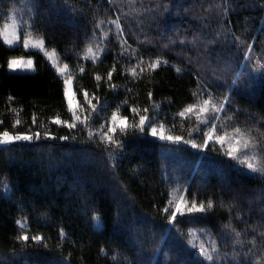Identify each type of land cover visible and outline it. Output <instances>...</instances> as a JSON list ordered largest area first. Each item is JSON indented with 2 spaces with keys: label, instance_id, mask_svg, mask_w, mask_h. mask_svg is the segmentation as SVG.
<instances>
[{
  "label": "trees",
  "instance_id": "16d2710c",
  "mask_svg": "<svg viewBox=\"0 0 264 264\" xmlns=\"http://www.w3.org/2000/svg\"><path fill=\"white\" fill-rule=\"evenodd\" d=\"M12 17L69 65L81 117L91 113V118L90 128L52 123L57 116L70 122L64 78L41 52L0 40V130L41 133L38 140L0 146V264H208L189 244L190 231L214 241L221 256L228 254L216 264H252L264 256V175L230 159L219 144L210 142L201 151L161 141L150 129L140 132L132 126L139 115L131 111L144 114L148 108L154 123L199 144L198 121L178 113L211 91L229 98L222 116L227 128L261 138L264 64L239 77L232 69L237 72L235 65L246 54L264 63V0H0V29ZM116 18L123 36L108 22ZM89 45L104 49L95 63L84 59ZM13 58L32 59L34 71H11ZM157 58L167 63L150 74L137 78L128 71ZM84 91L95 97L96 112ZM13 109L20 110L22 121L15 127ZM114 112L129 124L116 133L121 146L100 142L101 125ZM118 149L123 159L114 157ZM125 174L136 189L124 181ZM175 189L188 200H211L214 207L178 214L170 225L163 209ZM233 229L242 244H235ZM22 233L29 236L27 243L17 240ZM34 235L42 241H33ZM233 252L239 253L237 260L231 259Z\"/></svg>",
  "mask_w": 264,
  "mask_h": 264
},
{
  "label": "snow or ice",
  "instance_id": "6c2138e0",
  "mask_svg": "<svg viewBox=\"0 0 264 264\" xmlns=\"http://www.w3.org/2000/svg\"><path fill=\"white\" fill-rule=\"evenodd\" d=\"M12 23L5 24L3 27V30L0 31V37L3 38V43L12 47L15 46L17 43L21 42V36L17 35V23L15 17H12ZM109 23L115 25V29L117 33H119L120 36H123V31L121 28V22L119 18L116 19H110L108 21ZM100 23H104V21H101ZM99 27V24L97 25ZM23 39L22 43L25 49L31 45L32 48L39 49L40 51L44 52V55L52 61L53 67L56 68V71L59 75L64 77V95L67 100V109L68 112L71 113L70 122L69 120H61L59 116H57L55 119L52 120V123L54 124H62L63 126H66L69 129H73L77 127V122L83 124L86 128H90L88 121L91 118V113H89L88 116H85L84 119H81V117L77 113V108L74 107V101L76 98V93L73 91L72 88V76L71 74L65 75V73L68 72L69 65L63 64L61 66L59 64V58L55 52V50L49 52L45 50V42L43 38L34 37L31 32L23 33ZM104 39H108V33L104 34ZM103 48L100 45H96L93 47L92 45H89L85 50L84 59H91L93 63L97 62L99 60L100 53L103 52ZM252 51L251 45L248 46L247 52L250 53ZM123 53H121L122 55ZM245 59H248L247 54L244 57ZM162 63H167V61H162L160 58H157L156 60L147 63L146 66H144V62L140 61L138 62L134 67H131L128 69L129 73L133 75V77H139L140 74L144 73L145 71H148L149 74L152 71H155ZM33 65V61L31 59L23 60L22 58H13L8 61V67L10 69H17L20 67H27L31 68ZM137 69L140 71L137 72ZM79 71L81 73L84 72V67L81 66ZM115 71V67L112 68L111 71L107 74V80H112V72ZM176 71L179 73L181 71L180 68H177ZM95 79L99 82L102 77L100 75H97ZM112 88H115L116 85H111ZM194 96H197V93H193ZM84 100L85 102L90 106L91 112H96L98 109L95 104L92 103V99H95V97L89 98V93L87 91L83 92ZM152 93L149 92V98H151ZM10 100L12 98H9ZM229 98L225 96L222 101H220L218 104L214 102L213 98L209 96L207 99L199 98L197 101L193 104H189L186 106L182 111L178 113L180 117H185L186 114L195 113L196 119L199 123L207 125L206 130H203V142L197 143L195 140L192 139H184L182 136L179 135H172L170 130H167L165 128V125L163 123L159 125H155L152 118L147 115L149 112L148 108L143 109L144 114H139L140 109L138 108H132L131 111L135 114L139 115V120L136 122L135 125H132L133 127H136L140 132H144L146 129H150V135L153 137H157L161 141H166L169 143L179 144V143H185L189 144L193 149L198 150H205L209 147L210 142L213 144H219L221 146V150L224 151V154L228 156L230 159L235 160L237 163L241 165H245L247 169L250 170L252 173H259L261 175H264V150H261L260 145L262 142H264V134H261V138H258L256 136H253L251 134L250 130H244L240 127H233L231 131H221L222 129H225V124H217L216 121H220L222 118L219 115L221 112L225 111V104L228 102ZM126 103V102H125ZM154 108H158L159 105L153 104ZM80 110L83 111V107H80ZM15 115L16 119L13 124V127L19 125L22 123V121L19 119L20 110L13 109L12 110ZM228 120H232L233 117L228 116ZM118 120V112H114L111 116V125L110 127H107L106 131H101L99 133L100 142L107 143L109 145H116L121 146L119 139L116 137V123ZM127 117H120L119 118V124L121 125L119 131L121 133H124L126 131V128L128 125H126ZM33 123H35V118H33ZM105 126L101 125V128L103 129ZM194 131H201L200 128L194 129ZM189 136L192 135V132L189 131ZM44 136L47 138L48 133L45 132ZM93 136V132L89 130V139H91ZM41 138V133L39 131L32 133V134H26V133H10L8 130H0V146L2 145H9L18 141H28L31 142L34 139L38 140ZM60 139L67 140L69 137L62 136ZM225 145H227L225 147ZM179 193V195L177 194ZM214 207L213 201L209 200L205 204L204 202H197L195 198H192L191 200H188L185 195L180 192L179 189H175L171 193V199L168 201V207H165L163 211L165 213H169L167 217V221L170 225H174L177 221V215L184 216L187 214H193V213H204L208 210H211ZM93 219L99 220L98 216H94ZM25 224L21 223V228H24ZM228 227H231L229 225ZM235 237L237 238L235 240V244H242L243 242L239 239L241 236L240 232H235ZM63 235V234H62ZM262 236H264V233H261ZM188 236L192 239H189V244L193 248H199V252L204 258L205 261L208 262V264H216V262L220 259H227L228 254L225 253L223 256L219 253V250L216 246V243L213 241L210 243V245L206 246L203 243H197L194 237L196 236V233L194 231H190L188 233ZM29 236L27 234H21L17 236V240L27 243L29 241ZM33 241L40 242L42 241V237L38 235H34L31 237ZM250 243L253 245V248L256 246V240L253 239L250 241ZM251 249L248 253L245 255H250ZM239 257V253L233 252L231 254L232 260H237ZM115 260L116 258L113 257ZM252 264H264V256H261L259 260H254Z\"/></svg>",
  "mask_w": 264,
  "mask_h": 264
},
{
  "label": "rangeland",
  "instance_id": "374dc122",
  "mask_svg": "<svg viewBox=\"0 0 264 264\" xmlns=\"http://www.w3.org/2000/svg\"><path fill=\"white\" fill-rule=\"evenodd\" d=\"M16 19V18H15ZM12 23V19L10 20V22H8V23H5V24H11ZM16 23H17V35H20L21 36V42H19V43H17L15 46H17V45H22L23 46V43H22V39H23V33H26V32H31L32 34H33V36L34 37H38V38H43L42 36H40L39 34H37L33 29H31L29 26H25V24L24 23H21L20 21H18L17 19H16ZM4 24V25H5ZM4 25L2 26V28L0 29V31H2L3 30V27H4ZM121 28H122V26H121ZM0 40L3 42V38L2 37H0ZM44 40V39H43ZM45 42V41H44ZM6 45V44H5ZM8 46V45H7ZM10 47V46H9ZM12 47H14V46H12ZM24 47V46H23ZM25 48V47H24ZM26 50H36V51H38V52H41L43 55H44V52H42V51H40L39 49H35V48H32L31 47V45H29V47L26 49ZM45 50L46 51H49V52H51V51H53V50H47V48H46V46H45ZM45 56V55H44ZM254 56V55H253ZM253 56H248V61L247 60H242V61H240L239 62V64L236 66L235 65V68L236 67H238V69H237V72L235 71V69L233 68L232 69V72L234 71V73H236V77H239V75L243 72V71H245L246 73H251V72H255V70H256V68H257V66H259V65H262L263 63H260V60H258L259 59V56H257V58H256V62H252L253 61ZM45 58L49 61V63L53 66V64H52V61H50L46 56H45ZM23 60H28V59H30V58H28V59H24V58H22ZM32 60V59H31ZM33 61V60H32ZM59 64L61 65V66H63L61 63H60V60H59ZM55 68V67H54ZM56 69V68H55ZM244 69V70H243ZM11 71H13V72H22V73H30V72H33L34 71V63H33V65H32V67L31 68H27V67H20V68H17V69H15V70H13V69H10ZM243 70V71H242ZM231 72V73H232ZM68 74H71L70 73V70H69V68H68V72L67 73H65V75H68ZM61 76V75H60ZM72 76V75H71ZM64 78V77H63ZM72 81H73V84H72V88H73V91H74V78H73V76H72ZM234 83V82H233ZM207 90H210V88H208ZM209 92V94H208V96H204V97H201V98H204V99H207L209 96H211L212 98H213V100H214V102H216L217 104L220 102V101H222L223 100V96H221V95H216V96H214V94L211 92V91H208ZM200 98V97H199ZM198 98V99H199ZM228 104V102L225 104V110H226V105ZM74 107H76L77 108V113H78V115L81 117V110H80V106H79V104H78V101H77V98H75V101H74ZM192 114V116H193V118H195L196 119V114L195 113H191ZM220 116H221V118H222V116H223V112H221L220 114H219ZM119 118H120V116L118 115V120H117V123H116V128H117V132L119 131V129H120V127H121V125L119 124ZM81 119H84V117H81ZM197 120V119H196ZM224 119L222 118L220 121H216V123L217 124H221V123H223L224 124ZM199 123V122H198ZM155 125H159L158 123H154ZM200 124V129H201V131H203V130H206V128H207V125H204V124H201V123H199ZM103 125L105 126L104 127V129H103V131H106L107 130V127H110V126H112L111 125V116L108 118V119H106V121L103 123ZM126 125H128V127H129V124H128V121L126 120ZM127 127V128H128ZM126 128V129H127ZM233 128L232 127H229V128H225V129H222L221 131H224V130H227V131H231ZM116 132V133H117ZM182 144H185V143H182ZM189 145V144H188ZM190 146V145H189ZM225 146H227V145H225ZM114 157L116 158V159H123L124 158V155H123V153L121 152V150H116V152H115V154H114ZM123 179H124V181L128 184V185H130V186H132V187H134L135 189L137 188V186L131 181V178L128 176V175H124L123 176ZM179 195V194H178ZM95 221V226L97 227V228H102L103 227V222H102V220H101V218L99 217V220L97 221V220H94ZM195 240H196V242L199 244V243H203V244H205L206 246H208V245H210V243L211 242H213L210 238H205V239H201V238H199V237H195ZM0 257H1V255H0ZM3 257V256H2Z\"/></svg>",
  "mask_w": 264,
  "mask_h": 264
},
{
  "label": "bare ground",
  "instance_id": "6f19581e",
  "mask_svg": "<svg viewBox=\"0 0 264 264\" xmlns=\"http://www.w3.org/2000/svg\"><path fill=\"white\" fill-rule=\"evenodd\" d=\"M178 34V33H177ZM178 37V36H177ZM208 39V38H207ZM170 40V39H169ZM193 41V40H192ZM264 62V61H263ZM264 64V63H263ZM244 70V69H243ZM242 70V71H243ZM243 74H244V72H243ZM245 74H247V73H245ZM251 74V73H250ZM253 74V73H252ZM244 76V75H243ZM249 76H251V75H249ZM249 76H247V78L249 77ZM252 77V76H251ZM251 77H249V78H251ZM247 78H244V79H246L247 80ZM258 82H260V81H258ZM253 83V82H252ZM256 83V82H255ZM246 85V84H245ZM254 86V85H253ZM256 86V85H255ZM254 86V87H255ZM253 88V87H252ZM259 88V87H258ZM233 89V88H232ZM257 89V88H256ZM258 90V89H257ZM252 94V93H251ZM247 96V95H246Z\"/></svg>",
  "mask_w": 264,
  "mask_h": 264
}]
</instances>
